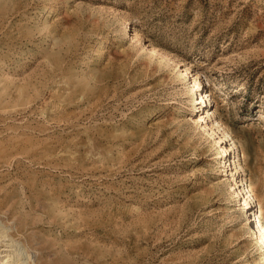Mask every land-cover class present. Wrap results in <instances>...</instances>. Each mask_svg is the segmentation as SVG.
<instances>
[{
    "label": "rangeland",
    "instance_id": "obj_1",
    "mask_svg": "<svg viewBox=\"0 0 264 264\" xmlns=\"http://www.w3.org/2000/svg\"><path fill=\"white\" fill-rule=\"evenodd\" d=\"M258 216L264 0H0V264H264Z\"/></svg>",
    "mask_w": 264,
    "mask_h": 264
},
{
    "label": "bare ground",
    "instance_id": "obj_2",
    "mask_svg": "<svg viewBox=\"0 0 264 264\" xmlns=\"http://www.w3.org/2000/svg\"><path fill=\"white\" fill-rule=\"evenodd\" d=\"M99 51V50H98ZM207 94V93H206ZM205 94V95H206ZM227 135V134H226ZM246 194L248 195V198H246V203L251 202V198H252V195H251V190L248 189V191L246 192ZM258 223H257V229H260V233L263 235L264 237V225L262 224V220L260 219V216H258ZM15 245V244H14ZM16 249L14 250L15 251V255H17V257H21L20 259L17 258L16 262L14 264H19V261H21L20 264H32L34 261H33V258L27 253L24 254V250H22L18 244H16ZM14 254V253H13ZM15 257V256H14ZM23 261V262H22Z\"/></svg>",
    "mask_w": 264,
    "mask_h": 264
}]
</instances>
